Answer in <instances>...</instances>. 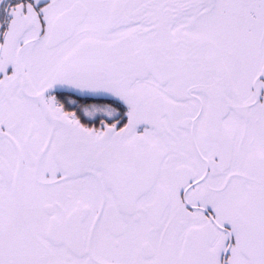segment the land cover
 Listing matches in <instances>:
<instances>
[{
	"label": "snow or ice",
	"instance_id": "obj_1",
	"mask_svg": "<svg viewBox=\"0 0 264 264\" xmlns=\"http://www.w3.org/2000/svg\"><path fill=\"white\" fill-rule=\"evenodd\" d=\"M0 264H264V0H0Z\"/></svg>",
	"mask_w": 264,
	"mask_h": 264
}]
</instances>
